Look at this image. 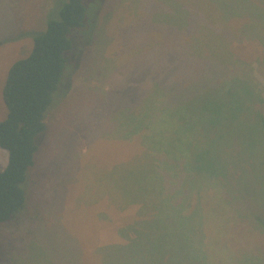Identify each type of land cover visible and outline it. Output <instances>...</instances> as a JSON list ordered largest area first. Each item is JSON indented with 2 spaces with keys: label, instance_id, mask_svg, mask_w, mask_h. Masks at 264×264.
<instances>
[{
  "label": "rangeland",
  "instance_id": "rangeland-1",
  "mask_svg": "<svg viewBox=\"0 0 264 264\" xmlns=\"http://www.w3.org/2000/svg\"><path fill=\"white\" fill-rule=\"evenodd\" d=\"M84 1L87 16L96 23L90 29L88 40L94 46L81 62L80 53L87 38L79 34V30L73 32L72 62L68 64L73 88L47 113L46 131L38 138L41 147L31 171L24 210L13 222L0 225V264H104V260L107 264H189L186 259L193 255L188 249L180 248L179 234H176L179 225L170 223L174 213L158 225L159 230H155L163 236V249L154 250L153 241L146 237L141 239L134 234L130 237L122 232L140 221L137 202L147 205L150 199H161L153 194L156 192H146L143 184L137 181L136 176L142 172V168H137V162L127 163L132 155L136 157L141 147L137 139L141 140L140 137L129 138L132 127L127 126L128 116L140 106V100L153 91L155 79L160 77L158 70L166 72L161 84L169 78L168 65L158 63L156 58L154 62L151 60L154 46L167 56L172 46L171 37L211 36L215 45L199 46L200 51L208 52L217 62L226 58L216 45L221 39L212 37L219 33L201 31L199 20H190L188 30L156 24L157 18L166 21L169 11L165 9L173 5L181 11V6L189 3L192 15L203 19L210 26L207 28L224 30L220 16L210 6V0ZM57 3L58 0H0V120L7 115L2 87L8 70L30 54L33 36L45 32L48 15ZM248 7L247 3L241 4L237 10L245 14ZM178 15V20L183 22V14ZM224 25L226 29L240 27L238 22ZM231 50L236 58L232 60L234 66L228 70L227 78L236 75L239 80L251 79L264 96L263 48L256 41L238 38L233 41ZM151 65L156 67V72L152 73ZM202 69L200 60H196L187 70L182 66L173 76L185 75L200 85L205 81L200 73ZM137 81H140L139 86L135 87ZM134 93L139 99L136 100ZM190 99L179 91L178 86L174 90L165 87L151 94L148 108L161 116L162 111L172 107L182 111L189 121L207 122L203 127H208L211 112L206 105L209 96L189 104ZM183 103L186 105L182 108ZM145 111L141 109L140 113ZM227 129L229 127L219 129L226 132L220 135L221 139L229 137ZM179 152L182 153L181 149ZM235 157L244 163L243 159ZM7 161L8 152L0 148V171ZM258 173L264 180V163L258 165ZM207 192L212 196L213 211L218 210V190L210 187ZM166 193L167 205L185 206V211L189 210V194ZM205 193L202 192V196ZM257 193L258 197L250 199L249 205L236 201L226 207L231 210L227 216L234 214L229 223L225 217H219L222 209L210 214L208 209L205 211L196 204L193 212L197 216L192 225L195 235L186 243L183 235V245H190L191 250L192 243L196 246L193 249L204 258L198 264H264V234L254 226V217L264 215V191ZM232 195L239 196L236 192ZM195 200L196 196L192 203ZM237 207L247 216L239 215ZM147 210L148 206H145L143 211L147 213ZM199 216L205 219L202 223ZM58 228H63L62 235H56ZM140 231L145 233L141 228ZM219 232L224 235L223 246L217 236ZM200 236L206 243L203 254ZM131 238H134L133 242ZM40 242L47 245L42 246ZM99 250L101 254H98ZM181 250L183 260H180Z\"/></svg>",
  "mask_w": 264,
  "mask_h": 264
},
{
  "label": "trees",
  "instance_id": "trees-1",
  "mask_svg": "<svg viewBox=\"0 0 264 264\" xmlns=\"http://www.w3.org/2000/svg\"><path fill=\"white\" fill-rule=\"evenodd\" d=\"M246 3L249 7L245 14H242L237 8ZM171 6L165 9L169 11L166 15L168 21L166 18V21L157 18L156 24L171 29L188 30L191 28V22L199 20L198 26L201 27V31L219 33V36L212 37L221 39L216 45L222 49L226 58H220V62H217L208 52L200 51L199 46L215 45L211 36L171 37L173 50L171 46L167 56L154 46L151 53L152 62L156 58L158 63L167 64L170 74L165 81L166 86L165 82L161 84V78L166 76V72L158 70L157 75L160 77L155 79L154 85L152 84L153 91L144 97V100L142 98L140 106L128 116L127 126L132 127L128 134L129 138L140 137L141 140L137 139L141 142V147L138 146L136 157L132 155L127 163L137 162L135 163L137 168H142V172L136 176L137 181L143 184L146 192H156L153 194L161 196V199H150L147 205L137 202L136 204L140 205L138 209L140 221L124 228L122 232L125 235L130 234V237L132 234L141 239L146 237L153 241L154 250L163 249V236L155 230H159L158 225L174 213L170 223L179 225L176 228L179 230L176 231V234H179L177 236L180 239L179 246L188 249L187 251H191L193 255H188L186 263L198 264L204 258L193 249L196 246L192 243L191 250L190 245H183V235L186 237L185 243L188 238L195 235L192 225L197 216L193 212L197 205L205 211L208 209L210 214H216L222 209L219 217H225L229 223L234 214L227 216L231 210L227 208L228 211L226 207H230L236 201L249 205L250 199L258 197L257 192L264 191V180L258 173V165L264 163V97L251 79L239 80L236 75L231 79L227 78L228 70L234 66L232 60L236 58L231 50L235 39L256 41L264 52V0H210V6L216 9L215 13L220 16L221 27L224 30L207 28L210 26L203 22V19L192 15L193 9L189 3L181 6V11ZM53 10L48 15L45 32L33 36L30 54L9 68L2 87V99L7 115L0 120V148L8 152V161L6 167L0 171V225L13 222L24 210L31 171L41 147L38 138L46 131L47 113L72 91L68 64L72 62L73 32L79 30L78 33L87 38L80 53L81 62L87 52L92 50L91 46H94L93 42L90 43L88 40L91 35L90 29L96 23L87 16L84 0H58ZM178 14H183V22L178 20ZM242 19H245V24ZM201 22L204 24L201 25ZM231 22H238L240 27L224 28V23ZM196 60H200L203 68L200 73L205 81L202 84L192 82L191 77L187 78L185 75L173 76L182 66L187 70ZM151 70L152 73L157 71L153 66ZM139 82H136L135 87L139 86ZM176 86L181 93L191 98L189 104L194 100L200 102L198 98L202 96H209L206 105L211 112L208 127H203L207 122L189 121L182 111L172 107L162 111L161 116L148 108L152 93L165 87L174 90ZM134 96L136 100L139 99L137 93H134ZM185 105L183 103L180 106L183 108ZM141 109L147 111L140 113ZM227 127H229V130H226L227 134L230 135L227 139H221L220 135L226 132L219 129ZM235 156L243 159L244 163ZM210 187L218 190L217 194L220 195L216 198L219 207L215 211L210 205L213 203H210L212 196L207 192ZM166 192H171L169 195H175L176 192H181L182 195L189 194L191 203L189 210L185 211V206L180 208L176 205H167ZM202 192H206L204 196ZM234 192L239 196H233ZM195 196L196 200L192 203ZM213 198L215 201V196ZM145 206H148L147 213L143 211ZM164 211L171 213L163 214ZM236 212L247 216L245 213L241 214L242 210L239 207ZM199 220L202 223L205 219L199 216ZM254 226L264 234V215L254 217ZM140 228L145 230V233L141 232ZM203 230L204 228L202 232ZM62 234L63 228H58L56 235ZM217 236L223 246L221 239L224 235H220L219 232ZM134 238L130 241L133 242ZM40 243L42 246L47 245L46 242ZM199 246L203 254L206 243L201 241V236ZM98 254H101L100 250ZM183 259L185 258L181 250L180 260ZM103 262L107 264L105 260Z\"/></svg>",
  "mask_w": 264,
  "mask_h": 264
},
{
  "label": "crops",
  "instance_id": "crops-1",
  "mask_svg": "<svg viewBox=\"0 0 264 264\" xmlns=\"http://www.w3.org/2000/svg\"><path fill=\"white\" fill-rule=\"evenodd\" d=\"M264 97V96H263Z\"/></svg>",
  "mask_w": 264,
  "mask_h": 264
}]
</instances>
